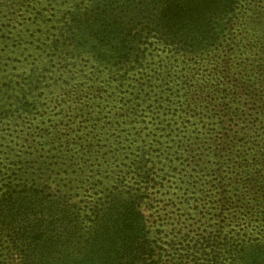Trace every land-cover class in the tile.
Listing matches in <instances>:
<instances>
[{"label":"rangeland","instance_id":"374dc122","mask_svg":"<svg viewBox=\"0 0 264 264\" xmlns=\"http://www.w3.org/2000/svg\"><path fill=\"white\" fill-rule=\"evenodd\" d=\"M92 1L0 0V185L6 177L16 183L30 177L46 187L49 199L50 192L63 191L82 201L115 185L128 189L142 183L135 173L141 165V172L153 171L159 181L150 188L143 212L163 248L157 255L161 263L264 264V180L260 184L255 177L253 156L264 138V92L256 91L262 97L259 108L236 115L242 104L228 92L222 97L228 113L219 114L205 99L194 102L184 90L175 91L188 80L199 93H212L222 82L213 74L215 66L224 59L232 73H246L250 64L246 75L255 80L258 68L252 62L264 48V0H241L229 38L223 35L201 53L172 57L174 70L161 69L163 79L168 73L164 81L154 73V87L141 96L133 92L135 79L153 73L149 63L169 62V53L156 43L145 67L129 73L117 89L118 71L79 52L76 30L69 29L74 12H85ZM183 60L189 67L184 80L178 73ZM92 84L102 89L100 98ZM214 131L232 132L227 146L232 157L211 145ZM218 168L224 199V188L216 183ZM36 215L42 213L9 223L23 232L27 223H38ZM93 218L80 212L73 231L82 236L67 238L72 248L70 240L50 242V212L31 239L14 243L0 228V264H54L71 253L81 258Z\"/></svg>","mask_w":264,"mask_h":264},{"label":"trees","instance_id":"16d2710c","mask_svg":"<svg viewBox=\"0 0 264 264\" xmlns=\"http://www.w3.org/2000/svg\"><path fill=\"white\" fill-rule=\"evenodd\" d=\"M240 1L94 0L91 8H86L85 12L80 13V9L74 12L71 16L69 29L72 27L76 30L74 43L79 52L87 51L99 65L107 67L109 70L118 71L121 83L117 89H121L120 87L129 73L134 71L137 73L145 67V62L150 55L148 51L156 50V43L163 45L166 48L165 51L169 53V62L163 65L164 59H160L162 63L157 61L158 66H151L153 63H149V70L153 73H148L139 80L135 79L137 83H133V92L141 96L143 93L148 94L150 92L148 89L151 90L154 87L152 81L156 80L154 79L156 75H160L164 81L170 70H174L175 64L172 63V57L185 56L190 53L197 54L198 51L201 53L202 50L206 51L210 47L209 43L220 40L223 35L229 38L231 36L230 27L233 26L232 23H235L232 13L235 12ZM154 40L159 42H154ZM248 50L251 52L252 48L250 47ZM257 54L259 56L256 63L252 62L253 69L258 68L254 81L250 79L249 74L246 75L250 64L246 65V73H232L231 68L227 65L229 62L224 59L215 66L216 71L213 74L217 77L221 76L222 80L220 81L222 82L217 83L212 93L209 92L206 95L199 93L196 91L197 89L190 87L192 84L188 80L182 81V87L177 85L180 88L177 87L175 91L184 90L185 95H190L194 102L205 99L204 102L211 110L219 114L228 113L226 101L222 100L223 93L228 92L233 102L239 106L242 104L243 109L237 107L239 111L242 110L241 113L236 115L246 114L251 110V106L256 108L261 106L259 98L262 97L256 91L264 92V48ZM161 69L162 71L169 69V72L164 74V79ZM187 69L189 73L188 64L183 60L178 72L182 80L187 77ZM227 70L230 72L228 73ZM123 79L124 81H122ZM92 91L95 96L100 98L99 92H102L100 87L94 85ZM121 99L122 101L119 100V102H123L125 98ZM228 103L230 102L228 101ZM230 105L233 104L230 103ZM238 109L235 110L238 111ZM231 133L217 131L211 137V145L215 146L218 153H221L219 149L224 147L226 152L228 151L225 154L230 157L233 156V152L232 149L230 150V145L227 146L231 141ZM255 148L253 155L254 161L257 162L255 177L260 176L261 184V180H264V138ZM257 156L260 159L257 160ZM142 170L141 165L135 169V173L142 178V183L130 185L128 189L115 185L112 187L113 189L95 197L91 195L90 198L82 201L68 198V195L63 191L59 194L58 191L50 192L49 199L48 195H44L46 187L42 183L34 182L30 177L22 180L21 183H16L15 177L14 179L12 176L6 177L7 183L0 185L2 236L5 231L14 243L17 240L20 241L21 237L31 239L35 236L36 225L42 223L44 213L50 212V242L52 239L68 241L70 239L67 238L70 237L72 239L80 238L82 235H76L73 228L78 222L80 212L85 210L89 214L93 213L95 218L92 219L90 230L83 235L84 240L81 245L84 256L72 258L71 253L69 258L57 259L54 264H171L161 263L157 258L158 250L163 248L157 243L158 239L152 237L151 227L143 212V204L147 200L150 188L157 186L159 181L153 171L141 172ZM215 173L220 191L224 188L222 191L224 199L226 189L220 180L222 171L218 168ZM0 181H4L1 175ZM230 205H232L231 199ZM37 210L42 213V216L36 215L38 223H34V225L27 223L24 226L26 227L25 231L24 228L22 232L19 227L10 225L9 221L18 220L22 215H24L22 219L25 218L26 222L34 219V213ZM3 220L4 223H2ZM6 220H8V224H5ZM38 236L40 237L39 234ZM71 240L68 244L72 248ZM61 249L68 250L65 246ZM183 264H188V262ZM216 264L218 263L216 262Z\"/></svg>","mask_w":264,"mask_h":264}]
</instances>
